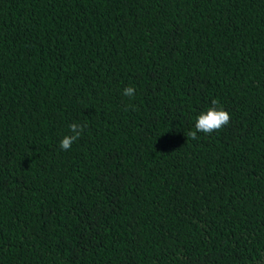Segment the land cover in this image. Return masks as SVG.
I'll use <instances>...</instances> for the list:
<instances>
[{"label":"trees","instance_id":"trees-1","mask_svg":"<svg viewBox=\"0 0 264 264\" xmlns=\"http://www.w3.org/2000/svg\"><path fill=\"white\" fill-rule=\"evenodd\" d=\"M0 264H264V0H0Z\"/></svg>","mask_w":264,"mask_h":264},{"label":"clouds","instance_id":"clouds-1","mask_svg":"<svg viewBox=\"0 0 264 264\" xmlns=\"http://www.w3.org/2000/svg\"><path fill=\"white\" fill-rule=\"evenodd\" d=\"M134 92L135 89L133 87H128L124 89V95L128 97H132L134 95ZM212 104L216 105L218 104V101L213 100ZM230 118H231L230 114L227 111L223 110L222 107L219 110H217V108L215 107H210L207 110L206 114L201 113L197 117L195 123V130L190 131L188 133V136L191 139H197L198 133L209 134L212 133L213 131H219L224 125L230 122ZM69 127L73 134L70 136H65L60 141V148L62 150L70 149L71 145L81 136L84 126L73 123Z\"/></svg>","mask_w":264,"mask_h":264}]
</instances>
